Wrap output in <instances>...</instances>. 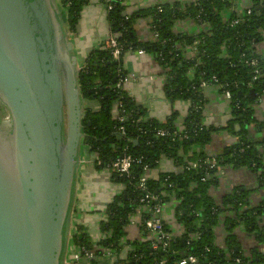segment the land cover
<instances>
[{"label": "trees", "instance_id": "obj_1", "mask_svg": "<svg viewBox=\"0 0 264 264\" xmlns=\"http://www.w3.org/2000/svg\"><path fill=\"white\" fill-rule=\"evenodd\" d=\"M123 1L109 0L111 8L106 11L109 33L121 44L122 54L138 48L152 54L166 73L165 95L171 101H188L189 107L181 119L177 111L163 120L149 117L130 94L116 87L126 73L121 69L122 61L115 63L104 44L87 52L85 65L78 73L82 97L88 102L82 120L83 144L96 153L98 169L122 154L134 160L129 175L112 172L111 179L124 189L114 195L106 217L99 223L103 237L93 243L83 227L76 226L71 244L80 249L82 256L83 248L96 258L104 250L120 254L124 245L131 244L133 249L116 264H178L187 255L195 256L198 264H264V225L258 221L264 213V122L255 117L258 100L264 97V56L257 48L263 40L264 0H251L248 7L239 13L233 11L229 18L224 14L237 0L176 1L130 12ZM58 2L69 31L75 32L88 0ZM138 19L147 20L153 37L138 39ZM185 19L202 25L203 30L176 33L175 23ZM233 19L238 22L231 25ZM252 59L257 62L251 64ZM202 81L224 86L230 93L231 117L222 128L203 121L206 98ZM90 102L96 105L92 107ZM235 124H239L238 130ZM250 126L257 135L250 133ZM220 129L237 140L216 154H208L205 147ZM159 130L164 133L158 134ZM161 157L170 159L176 170L159 172L147 180L145 189L138 187L144 168L152 170ZM225 167L246 168L254 175V189L234 186L217 200L211 191L220 182L217 169ZM254 190L263 197L256 205L250 202ZM146 193L155 195L162 205L177 201L173 215L182 232L171 235L168 244L157 249L151 248L149 240L123 241L131 215L141 209L142 224L149 217L147 208L154 201H139ZM219 222H223L226 232L222 246L215 242ZM238 226L254 242L247 254L235 232ZM164 230L171 232L168 224Z\"/></svg>", "mask_w": 264, "mask_h": 264}, {"label": "water", "instance_id": "obj_2", "mask_svg": "<svg viewBox=\"0 0 264 264\" xmlns=\"http://www.w3.org/2000/svg\"><path fill=\"white\" fill-rule=\"evenodd\" d=\"M70 34L58 0H0V264H67L85 136Z\"/></svg>", "mask_w": 264, "mask_h": 264}, {"label": "crops", "instance_id": "obj_3", "mask_svg": "<svg viewBox=\"0 0 264 264\" xmlns=\"http://www.w3.org/2000/svg\"><path fill=\"white\" fill-rule=\"evenodd\" d=\"M189 3L196 0H124L126 11H134L139 8L150 7L159 3L172 2ZM251 4V0H237L232 8L224 14V18L236 9L243 10ZM135 30L139 40H148L151 37L147 20L138 19L135 23ZM203 30V26L196 22L185 19L177 21L174 25L176 33L196 34ZM109 36V28L106 21V10L104 0H88L83 6L79 21L76 25L75 32L70 34L73 44V50L78 58L79 65L84 64L82 57L92 48L100 46ZM259 53L264 56V36L263 40L257 46ZM137 49L126 50L122 55V67L129 78L130 95L142 106L149 117L160 120L165 119L172 111H177L181 119L188 110V102L183 100L171 101L164 91L165 76L164 70L154 59L152 54H139ZM206 104L203 111V121L205 124L215 127H224L226 121L230 118L229 99L220 91L217 85H206L203 87ZM256 120L264 122V97L258 100L255 107ZM249 131L254 135L256 130L250 126ZM264 134V133H263ZM233 134H228L225 130L220 129L212 136V141L206 145L205 149L208 154H216L226 145L233 143ZM89 151L83 147L82 162L80 165L76 196L72 213V225L82 226L94 242L101 238L99 223L105 215V210L112 197L119 193L120 186L111 180L110 173L105 169H98L95 166L94 158ZM176 167L173 162L161 157L156 167L152 169L150 175L157 176L159 172L175 171ZM241 185L246 189H254L255 178L246 168L233 169L225 167L220 176L218 186L211 191L212 195L219 200L222 194L230 191L234 186ZM261 192L253 191L250 194V202L256 205L262 201ZM177 202L170 201L164 206V218L168 221L173 220V211ZM139 214L132 216L130 224L127 226L128 241H143L152 235L142 232L138 226ZM260 221L264 225V213L260 216ZM216 243H224V225L219 222L217 229ZM241 248L245 253L249 252L250 247L254 244L253 239L246 235L242 228L235 229ZM223 239V240H222ZM72 246L70 242V247ZM104 261L102 262V264Z\"/></svg>", "mask_w": 264, "mask_h": 264}, {"label": "built area", "instance_id": "obj_4", "mask_svg": "<svg viewBox=\"0 0 264 264\" xmlns=\"http://www.w3.org/2000/svg\"><path fill=\"white\" fill-rule=\"evenodd\" d=\"M104 5H105L106 11H107V9L111 8V4H109V0H104ZM230 8H232V7H230ZM233 11L239 13L243 10L238 11V10L234 9ZM250 11L251 10L249 8L246 9L247 14H249ZM229 17H230V15H228L226 18H229ZM237 22H238V19H233L230 21L231 25L235 24ZM263 36H264V33H263ZM151 37H153L152 34H151ZM102 44H104V46L106 48L110 49V53L112 55L113 61L115 63H121L122 55H123L122 54V46L117 41L116 37L109 33V36L107 37V39ZM137 50H138L137 52L139 54L147 53L142 48H138ZM256 62H257L256 59H252V61L250 63L255 64ZM84 65H85V63L83 65H81V69L84 67ZM121 69H123V67ZM122 71H125V70H122ZM165 75H166V73L164 72V76ZM128 82H129V78H128L127 73H125V75L116 84V87L120 88L122 91L130 94V88H129ZM206 85H209V84H207L205 81L201 82V87H205ZM217 86L219 87L220 91L228 99H230L229 91L226 90L224 86H221V85H217ZM87 105H88V102H87V100H85V108ZM188 105H189V103H188ZM114 111L116 113L115 109H114ZM249 129H250V127H249ZM157 133L163 134L164 131L159 130ZM250 133H252V132L250 131ZM232 136H234V141H233V143H234L237 140V138L235 135H232ZM231 144H229V145H231ZM96 159H97V157L94 158V162H96ZM133 160L134 159L130 155L122 154L121 156L115 158L108 166L102 167V169H105L106 171H108L110 173V175H112V172H117L119 175H123V174L129 175V172H130L129 169L133 163ZM94 164L96 165V163H94ZM193 166H194V164H193ZM210 166L211 167L214 166V161H211ZM144 169H145V174L139 179V184H138V187H140L141 189H145L146 182L149 178H155L156 177V176L154 177V175L153 176L150 175V172L152 170H148L146 168H144ZM223 169L224 168H218L217 169V174H218L219 178L221 176ZM110 178H111V176H110ZM115 183H117V182H115ZM117 184L121 187L120 191H119V193H121L122 190L124 189V186L120 183H117ZM119 193H117V194H119ZM113 197H112V199H113ZM112 199H111V201H112ZM139 201L140 202L154 201V203L147 208V213L149 214V217L144 218L143 224H142V220H141V209H138L133 215L130 216V222H131L132 216L139 214L138 226L142 230V232L152 235L151 237L145 239V240L150 241V243H151L150 246L152 249H157L159 247V245L166 246L168 244V240L170 239L171 235H177V234H180L182 232V227L176 223L174 218H173L174 222L168 221L164 218L163 212H164V206L165 205L158 203L157 197L155 195H151L149 193H146L143 197H140ZM107 208H108V206H107ZM107 208H106V210H107ZM143 208H145V207H143ZM106 210H105V215H104L103 219L106 217ZM258 221L261 225H263L262 224L263 222L260 221V217H258ZM130 222H129V224H130ZM237 222H239V221H237ZM165 224H168L170 226L171 232H166L164 230ZM217 226H218V224H217ZM217 226L215 227V242L217 239V235H216ZM238 227L242 228L241 226H238ZM75 228L76 227H74L72 229V232L74 231ZM126 229H127V227H126ZM225 234H226V232H225ZM102 237H103V235L101 234V238ZM224 239H225V235H224ZM145 240H143V241H145ZM92 241H93V243L98 242V241L94 242L93 239H92ZM123 241H128V239L127 240L123 239ZM220 246H222V245H220ZM132 249H133V247L131 244H126V245H124L123 250L120 252V254H116L111 250H104L105 251L104 254L102 256L96 258V256L94 255L93 252H88V251L84 250L83 248H82V251H84V256H82L80 253V249L76 245H72L71 247L69 246L68 255H67V264H102L103 261H104L103 264H116L119 262V259L122 258L126 254L127 251L132 250ZM92 259H97L96 263H92ZM178 264H198V261H197V258L195 256L187 255V256L183 257L182 259H180Z\"/></svg>", "mask_w": 264, "mask_h": 264}, {"label": "rangeland", "instance_id": "obj_5", "mask_svg": "<svg viewBox=\"0 0 264 264\" xmlns=\"http://www.w3.org/2000/svg\"><path fill=\"white\" fill-rule=\"evenodd\" d=\"M140 41H144V40H140ZM86 55H87V53L82 57V58H83L82 61L85 59ZM95 105H96L95 102H90V106L94 107ZM114 109H115V107H114ZM230 117H231V114H230ZM83 147H84V146H83ZM88 153L91 154V157H93V158L97 156L95 152H91V151H89ZM82 154H83V153H82ZM124 240H127V238L124 237ZM222 240H223V239H222Z\"/></svg>", "mask_w": 264, "mask_h": 264}]
</instances>
